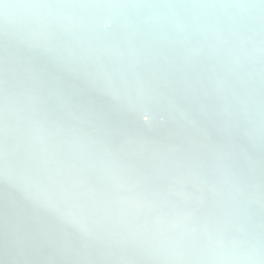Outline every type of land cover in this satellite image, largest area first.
Segmentation results:
<instances>
[{"label":"snow or ice","instance_id":"snow-or-ice-1","mask_svg":"<svg viewBox=\"0 0 264 264\" xmlns=\"http://www.w3.org/2000/svg\"><path fill=\"white\" fill-rule=\"evenodd\" d=\"M0 182V264H264V0H0Z\"/></svg>","mask_w":264,"mask_h":264},{"label":"bare ground","instance_id":"bare-ground-1","mask_svg":"<svg viewBox=\"0 0 264 264\" xmlns=\"http://www.w3.org/2000/svg\"><path fill=\"white\" fill-rule=\"evenodd\" d=\"M39 62L46 65L48 72L53 78L54 83L56 81H59L64 87L68 88L70 91L78 94V95H85L89 97L95 98L99 103L103 104L105 107H111L112 101L109 97L100 96L95 91H93L90 86L75 77H72L68 75L67 73L63 72L59 68H57L55 65L47 64L43 58H39ZM186 112L189 113V116L192 118H196L193 116L194 113L200 112L201 110L197 107L193 108H186ZM180 116L177 114V119H179ZM202 118V117H201ZM155 116L152 113H149L148 115H145L143 119L140 121L143 125H149L154 122ZM213 138H218V133L213 132L212 133ZM235 148L236 151L241 155L245 154H255V150L252 148L250 142L248 139L242 135L238 136L235 140ZM14 202L16 207L23 213L28 214L31 212L30 205L28 202L24 199L21 193L17 192L16 190L12 189L10 186H8L6 183L0 182V207H3L8 202ZM40 220L44 223L52 224L54 225V221L48 217V216H41ZM61 235L67 239L69 242L75 241L76 237L71 233H61Z\"/></svg>","mask_w":264,"mask_h":264}]
</instances>
